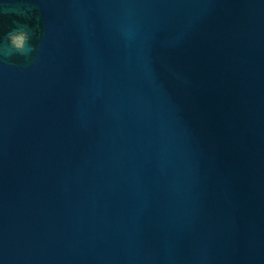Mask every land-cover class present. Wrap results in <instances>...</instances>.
Segmentation results:
<instances>
[{
    "label": "water",
    "instance_id": "water-1",
    "mask_svg": "<svg viewBox=\"0 0 264 264\" xmlns=\"http://www.w3.org/2000/svg\"><path fill=\"white\" fill-rule=\"evenodd\" d=\"M0 264H264V0H0Z\"/></svg>",
    "mask_w": 264,
    "mask_h": 264
},
{
    "label": "clouds",
    "instance_id": "clouds-1",
    "mask_svg": "<svg viewBox=\"0 0 264 264\" xmlns=\"http://www.w3.org/2000/svg\"><path fill=\"white\" fill-rule=\"evenodd\" d=\"M11 47L18 53L28 55L34 48L30 43V36L26 30L10 32L8 35Z\"/></svg>",
    "mask_w": 264,
    "mask_h": 264
}]
</instances>
